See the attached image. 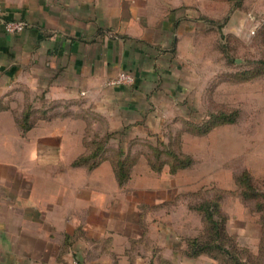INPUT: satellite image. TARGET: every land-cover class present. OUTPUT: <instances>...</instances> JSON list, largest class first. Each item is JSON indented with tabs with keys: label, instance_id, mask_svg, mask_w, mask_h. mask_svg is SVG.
<instances>
[{
	"label": "crops",
	"instance_id": "crops-1",
	"mask_svg": "<svg viewBox=\"0 0 264 264\" xmlns=\"http://www.w3.org/2000/svg\"><path fill=\"white\" fill-rule=\"evenodd\" d=\"M224 5L230 0H3L28 27L9 34L0 22V97L21 88L26 99L22 110L9 99L0 105V264H68L97 247L95 264L143 262L128 248L140 247L142 205L156 204L159 191L137 167L120 184L110 156L130 155L124 136L142 138L143 123L161 120L151 110L176 90L168 82L184 66V30L219 18ZM119 71L134 82L106 84ZM80 108L106 117L112 135L94 165L79 162L94 137Z\"/></svg>",
	"mask_w": 264,
	"mask_h": 264
},
{
	"label": "rangeland",
	"instance_id": "rangeland-1",
	"mask_svg": "<svg viewBox=\"0 0 264 264\" xmlns=\"http://www.w3.org/2000/svg\"><path fill=\"white\" fill-rule=\"evenodd\" d=\"M211 20L184 30V66L168 82L176 90L151 110L161 120L143 123L142 138L124 136L128 167L159 191L156 204L142 205L140 247L128 248L140 264H264V0H230ZM19 89L0 105L24 109ZM80 116L105 137L106 117L81 108ZM194 238L206 248L195 252ZM100 248L73 258L95 264Z\"/></svg>",
	"mask_w": 264,
	"mask_h": 264
},
{
	"label": "trees",
	"instance_id": "trees-1",
	"mask_svg": "<svg viewBox=\"0 0 264 264\" xmlns=\"http://www.w3.org/2000/svg\"><path fill=\"white\" fill-rule=\"evenodd\" d=\"M111 136L112 135L110 133H107L105 137L98 139V137L94 134V137L91 140L87 141V146H88V149L91 150V153L83 154L82 156H80L79 162L80 163L89 162L90 165H94L98 163L100 159L104 158V155H103L104 152L108 150L106 145L108 144ZM126 157L127 156H124L122 154L110 156V159L112 160V163L114 164L116 175H117V178L120 184L126 183L130 179V175H131V167H128ZM200 208L203 209V211H205L208 207H207V204H203L201 205ZM211 222H213L214 228H216L218 221L212 220ZM215 237H217V230L215 231ZM198 241H199L198 238H194L191 243L192 246L198 247L197 249L196 248L194 249L195 252H198L199 250L206 248L205 244L203 246H199ZM237 262L238 264H249L247 262H242L239 260Z\"/></svg>",
	"mask_w": 264,
	"mask_h": 264
},
{
	"label": "built area",
	"instance_id": "built-area-1",
	"mask_svg": "<svg viewBox=\"0 0 264 264\" xmlns=\"http://www.w3.org/2000/svg\"><path fill=\"white\" fill-rule=\"evenodd\" d=\"M0 22L5 30L9 34H16L24 31L28 27V22L24 19L9 17L3 7V0H0ZM135 80L133 74L127 71H120L116 75L110 77L106 82L108 85L121 86L132 84ZM68 264H84L77 258H73Z\"/></svg>",
	"mask_w": 264,
	"mask_h": 264
}]
</instances>
